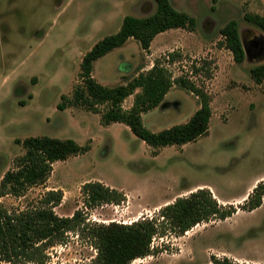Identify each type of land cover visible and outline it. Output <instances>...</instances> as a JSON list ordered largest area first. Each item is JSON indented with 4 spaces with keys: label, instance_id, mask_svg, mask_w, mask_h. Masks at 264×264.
<instances>
[{
    "label": "rangeland",
    "instance_id": "rangeland-1",
    "mask_svg": "<svg viewBox=\"0 0 264 264\" xmlns=\"http://www.w3.org/2000/svg\"><path fill=\"white\" fill-rule=\"evenodd\" d=\"M169 2L196 19L192 32L173 28L159 33L148 51L128 39L97 59L93 69L98 82L115 85L173 50L183 56L169 66L173 77L189 69L193 60L211 61V77L197 78L211 97L208 134L182 146L162 147L153 155L125 124L103 125V106L93 112L74 104L72 94L81 83L85 52L117 32L125 15L151 13L154 0H0V178L24 151L17 139L47 135L90 145L83 154L56 161L44 185L31 187L20 198L0 197V203L22 207L36 200L44 187H56L63 190L65 200L55 211L63 215L82 207L79 188L84 181L99 180L123 190L126 199L117 206L85 210L87 220L129 223L154 216L160 205L194 187H207L221 203L239 206L250 186L264 181V80L257 84L248 72L264 62V55L236 63L232 52L219 45L223 39L219 29L231 19L238 23L242 42L264 39V33L244 19L247 12L264 15V0ZM132 99L123 101L125 109ZM63 101L62 110L58 105ZM199 106L194 94L174 84L160 106L142 114V121L159 131L187 121ZM189 230L181 236L154 238L152 246L159 252L132 264H205L224 250L264 261V195L256 209L237 207L224 220L213 219ZM49 254L50 263L80 264L92 259L95 249L87 239L69 233L67 241Z\"/></svg>",
    "mask_w": 264,
    "mask_h": 264
},
{
    "label": "trees",
    "instance_id": "trees-1",
    "mask_svg": "<svg viewBox=\"0 0 264 264\" xmlns=\"http://www.w3.org/2000/svg\"><path fill=\"white\" fill-rule=\"evenodd\" d=\"M215 1V0H213ZM154 10L145 16L125 15L117 32L98 40L85 52L80 62L81 83L74 86L73 103L93 112L103 106L101 122L125 124L129 130L156 155L165 146H182L208 134L212 115L211 97L197 78L212 75L211 61L193 60L189 69L173 78L169 69L156 60L151 68L140 72L126 84L105 86L92 77L93 62L108 51L121 46L128 38L140 43L148 50L153 38L169 28L193 30L196 19L184 11L175 9L169 0H154ZM244 19L264 33V15L247 12ZM219 34L223 40L219 45L232 52L236 63L245 58L238 23L235 19L226 22ZM183 58L179 51L167 53L169 63ZM250 77L257 84L264 80V62L248 69ZM196 77L192 79L191 77ZM173 84L194 94L199 99V108L190 118L159 131L148 129L142 121V114L157 107L164 100ZM136 89L139 91L136 92ZM134 94L132 105L124 109L125 98ZM63 101L58 108L65 109ZM24 151L16 156L0 178V197L20 198L33 186L44 185L49 179L53 164L69 156L83 154L90 145H81L72 138H57L47 135L29 136L16 140ZM82 207L76 208L70 216L59 215L55 208L62 202L61 188L44 187L34 201L22 207L8 208L0 203V264H52L49 250L63 244L69 233L87 239L95 249V256L80 264H132L133 260L154 255L158 247L152 246L157 237L181 236L193 226L213 219L224 220L232 216L237 207L251 211L262 204L264 181H258L239 206L221 203L207 187H199L185 196H178L172 202L160 207L151 217L142 216L129 223L115 221L92 223L86 218L87 209L102 204L124 202L123 190L110 187L99 180H87L79 188ZM67 264V263H55ZM210 264H244L228 257L210 256Z\"/></svg>",
    "mask_w": 264,
    "mask_h": 264
},
{
    "label": "crops",
    "instance_id": "crops-1",
    "mask_svg": "<svg viewBox=\"0 0 264 264\" xmlns=\"http://www.w3.org/2000/svg\"><path fill=\"white\" fill-rule=\"evenodd\" d=\"M221 28V27H220ZM169 29H173V28H169ZM169 29H167V30H169ZM179 30H183V29H186V28H178ZM167 30H165V31H167ZM189 30V29H188ZM194 30V29H193ZM193 30H189V32H192ZM164 31V32H165ZM161 33H163V32H161ZM128 39H133V38H128ZM127 39V40H128ZM154 39V38H153ZM127 40H126V42H127ZM135 40V39H134ZM223 40V39H222ZM137 41V40H136ZM125 42V43H126ZM124 43V44H125ZM139 43V42H138ZM169 42H166V43H164V44H159V45H157V47H163V46H166L167 44H168ZM124 44H122L121 46H123ZM140 44V43H139ZM152 46H153V43H152V41L150 42V46H149V49L148 50H151L152 49ZM156 46V45H155ZM118 47H120V46H118ZM141 47V46H140ZM117 48V47H116ZM113 49H115V48H113ZM112 49V50H113ZM112 50H110V51H112ZM141 50L142 51H148V50H144V49H142V47H141ZM110 51H108V52H110ZM174 51V50H173ZM107 52V53H108ZM107 53H105V54H107ZM169 53V52H168ZM104 54V55H105ZM104 55H102V56H104ZM101 56V57H102ZM99 59V58H98ZM167 53L165 54V55H163V56H160V57H158V58H155L154 60H153V62H152V64H151V66L149 67V68H151L152 66H153V64L155 63V61L156 60H160L161 61V63H162V65H164L167 69H169V66L171 65V64H174L175 62H173V63H169L167 60ZM245 59H247V57H246V55H245V58H244V60L242 61V62H244L245 61ZM96 61V60H95ZM94 61V62H95ZM94 62H93V69H94ZM149 68H144V66H142V67H139L138 69H137V71L131 76V77H124L125 78V80L123 81V82H121V83H117V84H115V85H119V84H126L129 80H131L133 77H135V76H137L140 72H143V71H146V70H148ZM170 70V69H169ZM171 72V71H170ZM249 72V71H248ZM92 77L97 81V79L93 76V70H92ZM171 74H172V72H171ZM173 76V75H172ZM173 78H175V77H173ZM98 82V81H97ZM100 83V82H99ZM100 84H102V83H100ZM102 85H105V84H102ZM115 85H105V86H115ZM174 85V84H173ZM173 85H172V87H173ZM171 87V88H172ZM170 88V89H171ZM185 90V89H184ZM137 91H139V89H136V92ZM187 91V90H186ZM169 92V91H168ZM189 92V91H188ZM192 94V93H191ZM130 96H133V98H134V94H132V95H130ZM166 96V95H165ZM129 97V96H128ZM165 98V97H164ZM126 99V98H125ZM124 99V100H125ZM211 102V101H210ZM132 103H133V99H132ZM132 103H131V105H132ZM161 104H162V102H161ZM160 104V105H161ZM130 105V106H131ZM160 105H158V106H160ZM129 106V107H130ZM157 106V107H158ZM211 106V105H210ZM122 107H123V103H122ZM128 107V108H129ZM124 108V107H123ZM125 109V108H124ZM127 109V108H126ZM154 109V108H153ZM212 109V108H211ZM144 114V113H143ZM211 117H212V115H211ZM210 122V121H209ZM209 131V130H208ZM85 182V181H84ZM101 182H104V184H106L107 185V183L105 182V181H101ZM258 182V181H257ZM256 181H255V183H253V185L252 186H250V188L244 193V195H242V198L244 199V198H246L247 197V195L252 191V188L256 185V183H257ZM111 186V185H110ZM112 187V186H111ZM48 188H56V187H48ZM197 188H199V187H194V188H191V189H189V191L191 192V191H193V190H195V189H197ZM215 196V195H214ZM64 200H65V196H63V199H62V202H61V204L64 202ZM219 200V199H218ZM220 201V200H219ZM169 202H172V200L171 201H167V202H165V203H163L162 205H160V206H164L165 204H167V203H169ZM58 207V206H57ZM156 208H159V206L158 207H156ZM75 209H73V210H71V211H69V213H67V214H63L64 216H70L72 213H73V211H74ZM217 257H219V258H222V257H228V258H232L235 262H239V263H244V264H264V261H262V260H255V259H249V258H246V257H243V256H240V255H238V254H236V253H234V252H229V251H226V250H224V251H220V252H218V254L216 255ZM147 263V262H146ZM205 264H210V260L208 261V262H206Z\"/></svg>",
    "mask_w": 264,
    "mask_h": 264
},
{
    "label": "water",
    "instance_id": "water-1",
    "mask_svg": "<svg viewBox=\"0 0 264 264\" xmlns=\"http://www.w3.org/2000/svg\"><path fill=\"white\" fill-rule=\"evenodd\" d=\"M246 57L254 58L258 55H264V39L263 37L257 36L250 42H242Z\"/></svg>",
    "mask_w": 264,
    "mask_h": 264
},
{
    "label": "built area",
    "instance_id": "built-area-1",
    "mask_svg": "<svg viewBox=\"0 0 264 264\" xmlns=\"http://www.w3.org/2000/svg\"><path fill=\"white\" fill-rule=\"evenodd\" d=\"M192 62V61H191ZM194 77V76H193ZM196 78V77H195ZM103 205H108V203H105V204H102V205H100V206H103ZM111 205H114V206H117V204L115 205V204H111ZM88 221H90V220H88ZM96 253V252H95ZM52 264H55V263H52Z\"/></svg>",
    "mask_w": 264,
    "mask_h": 264
},
{
    "label": "bare ground",
    "instance_id": "bare-ground-1",
    "mask_svg": "<svg viewBox=\"0 0 264 264\" xmlns=\"http://www.w3.org/2000/svg\"><path fill=\"white\" fill-rule=\"evenodd\" d=\"M188 232H190V230H188L187 233H188ZM135 260H137V259H135ZM142 262H143V261H142Z\"/></svg>",
    "mask_w": 264,
    "mask_h": 264
}]
</instances>
